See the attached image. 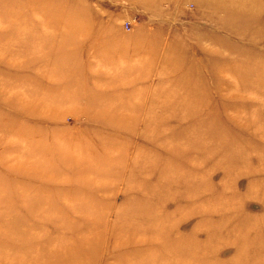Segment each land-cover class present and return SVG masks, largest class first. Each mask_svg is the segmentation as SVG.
<instances>
[{
    "label": "rangeland",
    "instance_id": "rangeland-1",
    "mask_svg": "<svg viewBox=\"0 0 264 264\" xmlns=\"http://www.w3.org/2000/svg\"><path fill=\"white\" fill-rule=\"evenodd\" d=\"M0 264H264V0H0Z\"/></svg>",
    "mask_w": 264,
    "mask_h": 264
}]
</instances>
